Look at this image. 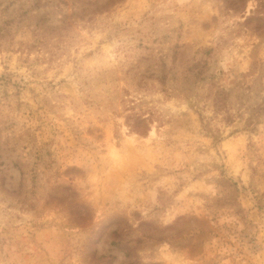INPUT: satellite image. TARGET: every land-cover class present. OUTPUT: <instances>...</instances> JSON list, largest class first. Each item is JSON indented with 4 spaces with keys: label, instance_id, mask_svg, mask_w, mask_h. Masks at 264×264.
I'll list each match as a JSON object with an SVG mask.
<instances>
[{
    "label": "rangeland",
    "instance_id": "obj_1",
    "mask_svg": "<svg viewBox=\"0 0 264 264\" xmlns=\"http://www.w3.org/2000/svg\"><path fill=\"white\" fill-rule=\"evenodd\" d=\"M0 264H264V0H0Z\"/></svg>",
    "mask_w": 264,
    "mask_h": 264
}]
</instances>
